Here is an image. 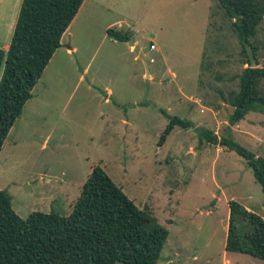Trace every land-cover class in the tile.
I'll list each match as a JSON object with an SVG mask.
<instances>
[{
	"label": "rangeland",
	"instance_id": "374dc122",
	"mask_svg": "<svg viewBox=\"0 0 264 264\" xmlns=\"http://www.w3.org/2000/svg\"><path fill=\"white\" fill-rule=\"evenodd\" d=\"M100 1L86 39L73 31L78 52L54 56L11 130L0 190L23 219L37 211L69 216L100 166L168 229L158 264H264L226 250L229 202L264 219L262 186L245 158L202 138L209 130L264 158V114L249 112L232 130L233 108L222 106L219 91L237 89L232 78L243 66L238 40L220 27L221 15L214 18L218 2ZM107 26L132 32L131 42L109 38ZM13 31H0V48ZM152 42L157 51L144 54ZM147 68L152 80L144 78ZM166 114L191 127H176L159 146ZM253 229L239 221V234Z\"/></svg>",
	"mask_w": 264,
	"mask_h": 264
},
{
	"label": "trees",
	"instance_id": "16d2710c",
	"mask_svg": "<svg viewBox=\"0 0 264 264\" xmlns=\"http://www.w3.org/2000/svg\"><path fill=\"white\" fill-rule=\"evenodd\" d=\"M216 1L214 18L221 15L220 27H228L241 49L242 71L232 78L237 89L227 94L219 91L223 102L233 108L229 124L236 126L249 112L264 114V67L250 68L247 52L251 47L260 65L264 58V41L260 39L264 34V0ZM83 2L23 0L9 50H0V69H4L0 81V154ZM107 35L119 42L133 38L132 32L113 28ZM168 118L159 146L176 127H191L178 116ZM202 138L215 145L221 143L245 158L264 191V158L232 140L220 141L209 130H203ZM229 207L226 250L264 261V219L235 201L229 202ZM240 220L250 222L254 229L239 234ZM168 237V229L140 209L100 166L93 168L69 216L37 211L23 219L13 209L12 197L0 190V264H158Z\"/></svg>",
	"mask_w": 264,
	"mask_h": 264
},
{
	"label": "crops",
	"instance_id": "0c3cea01",
	"mask_svg": "<svg viewBox=\"0 0 264 264\" xmlns=\"http://www.w3.org/2000/svg\"><path fill=\"white\" fill-rule=\"evenodd\" d=\"M22 2H23V0H0V31H5V30H11L12 31L13 29L15 31V27H16L18 17L20 14V10L22 7ZM101 3H102V1H100V0H84L83 4L79 10V13L77 14L76 18L74 19L73 23L71 24V26L69 27L67 32L64 34V36L62 38V46L54 55L55 57L59 52L65 51L67 55L72 54L75 51L78 52V47L74 46V42H73V40L75 38V34L73 31L76 27H78V29L80 30V33L78 36H80L82 39L85 40L86 36H87V34H86V30H87L86 27H88L87 23L89 22V20L92 17L97 15L98 6H100ZM120 26H121V24H120ZM107 29H110V26H107ZM14 31H13V34H14ZM11 35H12V32H11ZM12 37H13V35L11 36V38L9 40L3 41V44L0 48V50H4L5 52H7L9 50V47H10V44L12 41ZM67 40H70V42H68ZM66 42H68V44ZM134 49H135V47H133V50ZM144 49H143V51H144ZM148 53H149V51H148ZM54 60H55V58L52 59L51 61L53 62ZM147 77H149L148 79H150V80H152L154 78L153 74L149 71L148 68L146 69V73L144 74V78H147ZM0 81H1V79H0ZM222 106H229V105H226L225 103H223ZM192 110H193L192 107L189 108V115L190 116H193ZM168 111H171L170 107H168ZM168 116H170V115L166 114V117H168ZM199 121H200V119L194 120V122H192V126L194 125L193 127H195V123H197ZM231 128L233 130L234 126H231Z\"/></svg>",
	"mask_w": 264,
	"mask_h": 264
},
{
	"label": "water",
	"instance_id": "95a60500",
	"mask_svg": "<svg viewBox=\"0 0 264 264\" xmlns=\"http://www.w3.org/2000/svg\"><path fill=\"white\" fill-rule=\"evenodd\" d=\"M149 48H150V46L146 47V48L144 49L143 52H144L145 54L148 53ZM247 52H248V56H249L250 61H251L250 68H253V69L258 68L259 65H258L257 59H256V57H255V55H254V53H253L252 48H251V47H248ZM148 75H149V74H148Z\"/></svg>",
	"mask_w": 264,
	"mask_h": 264
},
{
	"label": "built area",
	"instance_id": "2783aa9c",
	"mask_svg": "<svg viewBox=\"0 0 264 264\" xmlns=\"http://www.w3.org/2000/svg\"><path fill=\"white\" fill-rule=\"evenodd\" d=\"M155 51H157V48H156V46L152 43V44L150 45L149 52H155ZM151 62H154V60L152 59Z\"/></svg>",
	"mask_w": 264,
	"mask_h": 264
}]
</instances>
